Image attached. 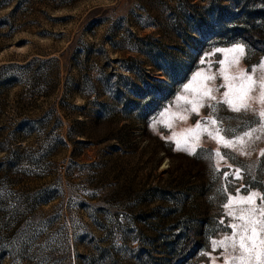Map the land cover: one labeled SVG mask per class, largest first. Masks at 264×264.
Segmentation results:
<instances>
[{
    "label": "rangeland",
    "instance_id": "374dc122",
    "mask_svg": "<svg viewBox=\"0 0 264 264\" xmlns=\"http://www.w3.org/2000/svg\"><path fill=\"white\" fill-rule=\"evenodd\" d=\"M224 68L264 74V0H0V264H264L259 224L232 238L264 104L201 100Z\"/></svg>",
    "mask_w": 264,
    "mask_h": 264
},
{
    "label": "snow or ice",
    "instance_id": "6c2138e0",
    "mask_svg": "<svg viewBox=\"0 0 264 264\" xmlns=\"http://www.w3.org/2000/svg\"><path fill=\"white\" fill-rule=\"evenodd\" d=\"M232 52H239V53H243V47L242 46H237L235 48H233L231 50ZM203 62V61H202ZM233 62H238V61H233ZM202 75V73H197L196 74V78H199ZM220 75L223 77L225 83L220 85V87H224L227 88V91H225L222 94V99L217 100V97L215 95H213V89L206 87L204 88V90L201 92V100L203 99H207L209 101H217V103H226L228 104L234 111H248L250 109H252L253 111H255V109L252 108V104L249 103V100L255 101V102H259L261 104H264V74H262L261 76H259L257 79H253V74L251 73V70H249V73H245V72H240L238 76H230L228 74L227 68L221 69L220 70ZM215 76H207L205 77V80H215ZM239 80V83H233L234 81ZM191 90V85H186L184 88V91H190ZM217 91L219 89H216ZM236 92L239 93L238 95V99H239V103H235L233 101V99L231 98L232 94ZM253 93H258V96H253ZM181 101H184L187 104L191 105V111L197 113V115L199 114V109L201 107H204L203 103H197L194 100H189L187 97L185 96H180L178 98ZM209 108L212 109V111H215V106L212 104L208 105ZM259 116L264 118V110H261L259 112ZM187 117L181 116L180 119H186ZM208 119L209 123L212 125L216 124V120L214 118H206ZM202 126L199 123V121L196 124V130L201 129ZM189 132L195 131L194 129H189ZM203 131H207V128L204 127ZM219 129L215 130V134L213 133H209L210 136H212L213 139H218V140H223L222 137H219ZM246 135H250V133H246ZM224 146L225 147H231V141H224ZM253 200L252 196L247 197L246 200H243L241 202L243 203H251ZM252 212H255V210H250ZM261 214L264 215V210L261 211ZM238 219H240L241 221H243V223L241 225H232V227L235 228H239L240 231L238 233H234L233 238V249L234 250H240L241 251V255L240 257H238L239 259L243 260L244 256H243V252L249 251L248 247H247V242L253 239V236L248 235L247 233L249 232V230H251L253 233H255V227L256 224L260 225L261 231H264V220H259V221H252V220H248L246 219L244 216H240L238 217ZM235 236L239 237L238 240V248H237V241L234 238ZM261 244H264V240L260 241ZM225 242L224 241H220L218 242L217 245L218 247H224ZM253 247H255V245H253ZM233 259H237V257H233ZM227 264V262H226Z\"/></svg>",
    "mask_w": 264,
    "mask_h": 264
}]
</instances>
